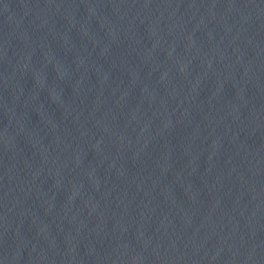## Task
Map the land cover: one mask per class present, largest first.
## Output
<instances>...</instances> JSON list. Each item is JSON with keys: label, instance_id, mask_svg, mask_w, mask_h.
Segmentation results:
<instances>
[{"label": "water", "instance_id": "water-1", "mask_svg": "<svg viewBox=\"0 0 264 264\" xmlns=\"http://www.w3.org/2000/svg\"><path fill=\"white\" fill-rule=\"evenodd\" d=\"M0 264H264V0H0Z\"/></svg>", "mask_w": 264, "mask_h": 264}]
</instances>
